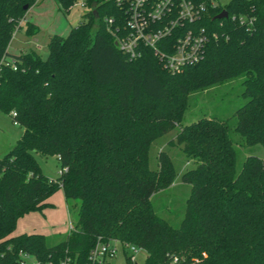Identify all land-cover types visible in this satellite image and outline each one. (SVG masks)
I'll list each match as a JSON object with an SVG mask.
<instances>
[{"label": "trees", "instance_id": "obj_1", "mask_svg": "<svg viewBox=\"0 0 264 264\" xmlns=\"http://www.w3.org/2000/svg\"><path fill=\"white\" fill-rule=\"evenodd\" d=\"M56 1L69 11L77 0ZM34 3L0 0V110L25 128L0 157V264H20L21 250L40 264L66 256L85 264L99 238L142 247V264H170L172 256L181 264H264V157L248 156L237 172L225 122L181 124L191 92L245 74L248 100L235 112V130L247 145L264 146V0H229L222 19L212 10L202 24L218 37L203 59L178 72L150 48L130 58L117 46L106 22L125 24L115 0H86L79 24L50 38L46 58L12 54V36ZM239 13L255 16L253 30L232 19ZM36 29L27 23L28 34ZM177 126L170 143L197 164L182 175L191 192L176 227L151 201L174 181V164L161 150L153 169L149 152ZM37 154L56 155L62 173L46 176ZM59 189L79 208L68 235L55 244L42 233L13 235L19 218L53 207L49 198ZM123 264L139 263L126 256Z\"/></svg>", "mask_w": 264, "mask_h": 264}, {"label": "rangeland", "instance_id": "obj_2", "mask_svg": "<svg viewBox=\"0 0 264 264\" xmlns=\"http://www.w3.org/2000/svg\"><path fill=\"white\" fill-rule=\"evenodd\" d=\"M35 3L26 12L25 18L20 21L21 28H17L9 43L8 51L12 54L22 52H35L43 58L48 56V43L50 38L57 34L67 36L71 28L77 26L82 19V14L87 7L75 3L69 11L62 9L56 0H34ZM80 1V0H78ZM36 26L33 35L27 33V23ZM246 75L242 74L223 83L215 84L208 88L196 90L189 94L188 108L185 112L182 125L190 124L203 117L217 118L225 122L229 127V134L236 150V170L242 169L245 159L250 155L264 157L262 144L247 145L244 138L235 130L236 110L244 105L248 98L244 97L243 81ZM180 126H177L162 137L156 139L150 148V167H158V154L166 151L176 170V176L172 184L160 189L151 197L152 204L158 215L163 217L173 226H179L184 218L186 201L191 192V185L182 179L187 169L196 166L194 158L186 156L182 147L170 143L174 140ZM24 127L12 119L11 115L0 110V157L5 155L21 137ZM37 159L42 172L51 179L59 176L61 169L56 155L44 156L37 154ZM53 207L46 208L43 212H34L33 215H25L20 220L13 235L20 232L32 231L34 227H47L52 229L54 225L58 230L56 236H50V244L63 240L70 231V223L73 225L78 219V206L75 200H66L62 189L56 191L49 199ZM41 224L43 226H41ZM147 256L145 250H139L134 254L137 263L142 264ZM112 262L123 264L125 257L119 254Z\"/></svg>", "mask_w": 264, "mask_h": 264}, {"label": "built area", "instance_id": "obj_3", "mask_svg": "<svg viewBox=\"0 0 264 264\" xmlns=\"http://www.w3.org/2000/svg\"><path fill=\"white\" fill-rule=\"evenodd\" d=\"M115 1L125 12V24L116 25L114 18H108L106 22L117 46L130 58L139 57L144 47L150 48L168 70L178 72L184 66L203 59L207 42L211 37L217 38L218 35L215 31H210L208 25L202 23L212 10H219L216 15L226 10L225 5L229 0ZM75 3L87 6L86 0H77ZM232 19L247 30L255 28V16L251 14L239 13L233 15ZM61 173L62 169L59 171V174ZM69 227L70 230L74 228L72 223ZM139 250L144 249L114 238L109 240L99 238L89 251L85 264H102L112 261L119 254L125 258L130 256L137 262L134 254ZM19 256L20 264H40V261L29 252L21 250ZM181 262L178 256L171 257L170 264ZM60 264L74 262L71 256H66Z\"/></svg>", "mask_w": 264, "mask_h": 264}, {"label": "crops", "instance_id": "obj_4", "mask_svg": "<svg viewBox=\"0 0 264 264\" xmlns=\"http://www.w3.org/2000/svg\"><path fill=\"white\" fill-rule=\"evenodd\" d=\"M49 199H50V198H49ZM29 214H30V215H33V214H35V213L32 212V213H29ZM27 215H28V214H27ZM22 219H23V217L19 218L18 223H19L20 220H22ZM18 223H17V225H18ZM41 226H43V225L41 224ZM16 227H17V226H16ZM34 232H36V233H42V234L48 236V238H49L50 236H56V235L58 234V230H57V228H56V225H54L52 229H51V228L48 229L47 227L39 228V227L37 226V227H34L32 231H28V232H25V233H34ZM21 233H23V232H20V233H18V234H21ZM16 235H17V234H16ZM67 235H68V233H67ZM67 235H66V236H67Z\"/></svg>", "mask_w": 264, "mask_h": 264}, {"label": "water", "instance_id": "obj_5", "mask_svg": "<svg viewBox=\"0 0 264 264\" xmlns=\"http://www.w3.org/2000/svg\"><path fill=\"white\" fill-rule=\"evenodd\" d=\"M24 8L27 9L28 8V5H25ZM226 17H228L227 10H223V11H221L219 14H217L215 16L216 19H222V18H226Z\"/></svg>", "mask_w": 264, "mask_h": 264}]
</instances>
